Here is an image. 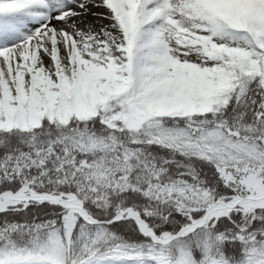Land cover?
I'll return each instance as SVG.
<instances>
[{"label": "snow or ice", "instance_id": "obj_1", "mask_svg": "<svg viewBox=\"0 0 264 264\" xmlns=\"http://www.w3.org/2000/svg\"><path fill=\"white\" fill-rule=\"evenodd\" d=\"M0 264H264V0H0Z\"/></svg>", "mask_w": 264, "mask_h": 264}, {"label": "bare ground", "instance_id": "obj_2", "mask_svg": "<svg viewBox=\"0 0 264 264\" xmlns=\"http://www.w3.org/2000/svg\"><path fill=\"white\" fill-rule=\"evenodd\" d=\"M106 12H107V9H105L103 7H99V8H91L90 7L89 14L85 18L86 23H90V24L94 25L95 29L98 31L101 26H107L108 24H110V21L107 19L97 17V16H93L92 13H106Z\"/></svg>", "mask_w": 264, "mask_h": 264}, {"label": "rangeland", "instance_id": "obj_3", "mask_svg": "<svg viewBox=\"0 0 264 264\" xmlns=\"http://www.w3.org/2000/svg\"><path fill=\"white\" fill-rule=\"evenodd\" d=\"M109 25V24H108Z\"/></svg>", "mask_w": 264, "mask_h": 264}]
</instances>
